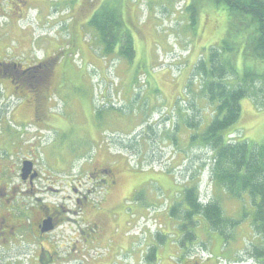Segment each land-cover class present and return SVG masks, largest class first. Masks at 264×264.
Returning <instances> with one entry per match:
<instances>
[{
	"label": "rangeland",
	"instance_id": "1",
	"mask_svg": "<svg viewBox=\"0 0 264 264\" xmlns=\"http://www.w3.org/2000/svg\"><path fill=\"white\" fill-rule=\"evenodd\" d=\"M101 7H112L121 15L132 38L131 60L119 55L118 46L107 52L88 25ZM227 23V12L209 0H0V65L15 63L24 68L43 62L44 74L50 70L46 81L16 91L12 77L0 72V161L7 155L1 139L8 131L23 146L25 138L34 140L42 165L51 166V154H64L67 149L75 167L85 160L88 165L99 153L98 168L107 163L115 182L106 191H99L98 185L92 203L97 206L101 199V211L119 224L113 236L121 263L123 257L127 264H264V256H258L264 238L252 230L253 207L248 198L214 193L208 185V168L201 169L210 153L190 140L195 130L187 127V121L199 123L201 130L213 116V106L201 94L195 66L225 37ZM236 64L241 71L239 59ZM240 108L230 140L263 144L264 108L249 98L240 102ZM22 109V119L16 120V112ZM41 172L44 183L50 176ZM77 172L67 170L66 176L72 179ZM170 175L176 182L184 181V185L177 183L175 192L164 181ZM192 181L198 183L204 202L217 200L223 215L233 221L226 228L227 237L200 217L194 219L195 226L171 214L177 210L175 205L185 208L182 191ZM120 194H124L121 201ZM57 197L47 194L46 202ZM28 201L15 204L13 213H25ZM122 219L126 223L120 227ZM148 222H153L150 229ZM190 231L195 241L182 246ZM21 235L10 244L22 242ZM125 235L131 236L133 244L127 257L126 247L118 246ZM153 252L155 256L149 257ZM16 255L6 252L0 242V264L19 259Z\"/></svg>",
	"mask_w": 264,
	"mask_h": 264
},
{
	"label": "trees",
	"instance_id": "2",
	"mask_svg": "<svg viewBox=\"0 0 264 264\" xmlns=\"http://www.w3.org/2000/svg\"><path fill=\"white\" fill-rule=\"evenodd\" d=\"M209 1L227 12L228 23L225 37L211 46L206 58L200 59L195 66V74L201 79V94L213 106V116L202 126V131L197 128L199 123L187 121V127L195 130L190 140L210 153L201 169L208 168L209 185L214 193L221 191L237 200L247 197L253 207L252 230L264 238V143L256 145L235 138L230 140V130L240 117L243 99L249 98L258 108H264V2ZM101 8L93 14L88 25L96 31L97 39L107 52L115 51L118 46L119 55L131 60L134 55L132 38L121 15L112 7ZM190 8L195 9L193 5ZM194 16L191 14L192 25ZM238 59L241 71L237 69ZM258 66L263 67L261 71H256ZM49 76L47 68L46 74H41V82ZM198 186L192 181L191 187L184 188L181 199L185 208L175 205L177 210L172 209L171 214L181 215L195 226L198 222L194 219L200 217L221 237H227L226 228L233 226V221L223 215L217 200L208 201L205 205L199 203ZM194 241L195 234L190 231L183 237L181 245ZM151 256H155V252ZM258 256H264V250Z\"/></svg>",
	"mask_w": 264,
	"mask_h": 264
},
{
	"label": "flooded vegetation",
	"instance_id": "3",
	"mask_svg": "<svg viewBox=\"0 0 264 264\" xmlns=\"http://www.w3.org/2000/svg\"><path fill=\"white\" fill-rule=\"evenodd\" d=\"M42 63H33L24 68L8 63L1 66V72L12 77L15 91L31 88L41 82L38 76L45 70ZM26 140L25 146L21 145L9 131L1 139L2 151L7 154L6 157L12 155L14 159L10 161L3 157L0 161V242L1 246L6 247V252L16 253L19 258L4 264H127L123 257L121 263L120 253L114 249L118 242L113 236L114 226L119 224L115 222V217H108L93 205L91 199L95 188L105 178L109 179V187L113 185L115 176L112 168L105 162L102 168H98L99 153H95L88 165L85 161L79 166L74 182L68 183L70 178L66 174L72 167L71 152L65 150L63 155L54 154V164L51 166L55 169H49L51 166L40 164L35 155L37 143ZM26 149L28 151H24ZM61 163L63 168L59 165ZM24 164L31 169L25 174L22 172ZM41 170L45 171V176H50L44 183ZM81 171L85 175H80ZM57 176L62 179L59 180ZM50 191H63L64 195L48 204L46 195ZM28 200L31 203L29 208H25L26 212L15 215L13 209L18 205H14L26 204L30 202ZM95 211L98 212L92 215ZM122 225L123 219L120 227ZM20 232L22 242L12 246ZM124 237L125 240L130 238L128 235ZM128 249L123 251L126 254L124 257L129 256Z\"/></svg>",
	"mask_w": 264,
	"mask_h": 264
},
{
	"label": "crops",
	"instance_id": "4",
	"mask_svg": "<svg viewBox=\"0 0 264 264\" xmlns=\"http://www.w3.org/2000/svg\"><path fill=\"white\" fill-rule=\"evenodd\" d=\"M23 110V109H22ZM20 111V110H19ZM19 111H17L16 112V116H15V118H16V120H19V119H22L21 118V113L19 112ZM19 119H18V118ZM59 124H60V122H58ZM56 124V123H55ZM54 124V125H55ZM64 153V152H63ZM63 155V154H62ZM48 156H50V154H48ZM53 156H54V154H51V157L53 158ZM177 168H181V166H176L174 169H177ZM131 171H129V173H130ZM133 172V171H132ZM105 181H103L102 182V184H101V186H102V188L104 189V191H106V189L109 187V185H110V183H109V179L108 178H105L104 179ZM72 181V180H71ZM164 181L166 182V184H167V189H170L171 191H173L174 190V192L175 191H177V183L178 182H176V180H174L173 179V177L170 175L168 178H164ZM181 187V186H180ZM118 189H119V187H117ZM122 189V191H123V188H121ZM173 192V193H174ZM123 197H124V194H120L119 195V201H121L122 199H123ZM118 200V199H117ZM102 203V200L100 199V202H99V204L96 206V207H98L100 210H101V208H103V204H101ZM105 205V204H104ZM95 207V208H96ZM98 211H95V212H93V214H96ZM124 220V219H123ZM126 222L125 221H123V224H125ZM123 239L122 240H120V242H119V248L121 247L122 248V245L124 246V247H126V248H130V250H131V248H132V250H133V247H132V243L129 241V240H125V237L123 236L122 237ZM120 248V249H121ZM134 261H136V259L134 260ZM133 262V261H132ZM137 262V261H136ZM136 262H133V264H136ZM150 263H156L155 261H150ZM211 263H214L213 261L211 262ZM139 264V263H138ZM166 264H171L170 262H167Z\"/></svg>",
	"mask_w": 264,
	"mask_h": 264
},
{
	"label": "water",
	"instance_id": "5",
	"mask_svg": "<svg viewBox=\"0 0 264 264\" xmlns=\"http://www.w3.org/2000/svg\"><path fill=\"white\" fill-rule=\"evenodd\" d=\"M25 165H26V164H24V167H23V170H22V172H23L24 174L26 173V171H31V169H30L29 167L26 168Z\"/></svg>",
	"mask_w": 264,
	"mask_h": 264
},
{
	"label": "bare ground",
	"instance_id": "6",
	"mask_svg": "<svg viewBox=\"0 0 264 264\" xmlns=\"http://www.w3.org/2000/svg\"><path fill=\"white\" fill-rule=\"evenodd\" d=\"M13 90H14V88H13ZM12 97V96H11ZM14 97V96H13ZM51 124H55V123H53V122H50Z\"/></svg>",
	"mask_w": 264,
	"mask_h": 264
}]
</instances>
